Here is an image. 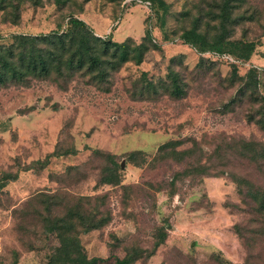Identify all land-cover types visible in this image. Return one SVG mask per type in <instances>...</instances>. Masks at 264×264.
Here are the masks:
<instances>
[{
	"label": "rangeland",
	"instance_id": "obj_1",
	"mask_svg": "<svg viewBox=\"0 0 264 264\" xmlns=\"http://www.w3.org/2000/svg\"><path fill=\"white\" fill-rule=\"evenodd\" d=\"M162 2L24 0L18 23L0 10L5 45L67 31L73 13L97 36L149 47L103 77L70 72L66 55L45 78L0 84V264H47L61 241L46 224L75 204L110 218L77 231L95 264L132 252L133 264H264V0L235 10L229 39L255 42L236 62L180 39L194 26L218 33L214 0ZM112 171L117 184L104 182Z\"/></svg>",
	"mask_w": 264,
	"mask_h": 264
},
{
	"label": "trees",
	"instance_id": "obj_2",
	"mask_svg": "<svg viewBox=\"0 0 264 264\" xmlns=\"http://www.w3.org/2000/svg\"><path fill=\"white\" fill-rule=\"evenodd\" d=\"M39 3L40 0H29ZM56 3L65 4L69 0H55ZM149 1L154 7H158L162 0H142ZM216 2V18L219 19V31L213 36L207 32L198 30L197 26L185 29L180 34L182 42L190 45L199 52H218L227 53L236 61L250 60L251 53L255 48V42L244 39H229V26L237 20L233 17L235 10L241 5L243 0H214ZM24 0H0V10L4 11L7 17H13L14 23H18L21 17V6ZM214 14V15H215ZM240 14H237V16ZM69 28L67 31L51 32L41 35L18 34L15 35V41L10 45L0 43V84H6L9 81L25 82L29 76L45 78L51 74L53 64L56 63L60 69L65 59V68L70 72L82 71L86 74L98 73L104 76L108 65L119 67L122 63L128 61L138 54V61H141L146 51L149 49L146 45L137 48H131L129 40L114 41L105 39L93 33L88 24L70 13ZM145 37L151 38V29H145ZM39 43H46L53 50L41 51L37 49ZM60 51V52H57ZM59 56H58V55ZM234 62V61H233ZM169 77L172 81L169 91L175 97H183L186 94L185 89L180 83V76L173 70ZM236 74V68L234 71ZM258 70L252 66L249 68L248 76L256 77ZM264 126V121L262 122ZM174 140H170L159 147V153H166L172 150ZM177 152V150H174ZM183 155L188 150L180 151ZM70 172L76 169V166H69ZM105 183L117 184L119 176L117 172H110L109 178ZM3 187V186H1ZM90 199V196H82ZM83 199V198H81ZM59 205V204H58ZM264 207V201L261 202ZM80 204L68 206L63 216H56L49 220L46 229L56 231L60 241L61 248L55 253L49 255L47 264H57L63 260L62 264H95L99 258L88 257L81 251L77 231L82 228L83 231L99 228L107 224L110 218L105 217L102 212L100 216L91 213ZM166 234H163L160 240H157L154 250L165 242ZM134 252L123 258H117L116 264H133Z\"/></svg>",
	"mask_w": 264,
	"mask_h": 264
},
{
	"label": "built area",
	"instance_id": "obj_3",
	"mask_svg": "<svg viewBox=\"0 0 264 264\" xmlns=\"http://www.w3.org/2000/svg\"><path fill=\"white\" fill-rule=\"evenodd\" d=\"M216 55V53H214ZM224 58H226L227 60H231V61H235L232 57L230 56H226V55H223Z\"/></svg>",
	"mask_w": 264,
	"mask_h": 264
}]
</instances>
